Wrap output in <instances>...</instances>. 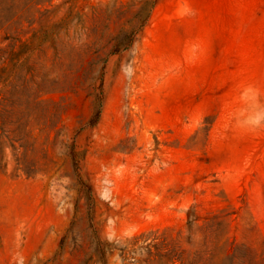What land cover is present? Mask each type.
Returning a JSON list of instances; mask_svg holds the SVG:
<instances>
[{
	"label": "rangeland",
	"instance_id": "obj_1",
	"mask_svg": "<svg viewBox=\"0 0 264 264\" xmlns=\"http://www.w3.org/2000/svg\"><path fill=\"white\" fill-rule=\"evenodd\" d=\"M0 18V264H264V0Z\"/></svg>",
	"mask_w": 264,
	"mask_h": 264
},
{
	"label": "trees",
	"instance_id": "obj_2",
	"mask_svg": "<svg viewBox=\"0 0 264 264\" xmlns=\"http://www.w3.org/2000/svg\"><path fill=\"white\" fill-rule=\"evenodd\" d=\"M12 19L11 18H0V30L4 28ZM128 44V43H127ZM101 109H102V100L99 101L98 107L96 110V121L99 119V116L101 115Z\"/></svg>",
	"mask_w": 264,
	"mask_h": 264
}]
</instances>
